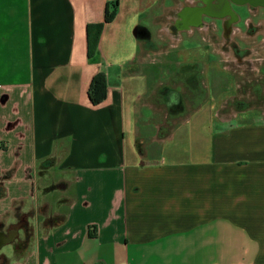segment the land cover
Here are the masks:
<instances>
[{"label": "crops", "instance_id": "1", "mask_svg": "<svg viewBox=\"0 0 264 264\" xmlns=\"http://www.w3.org/2000/svg\"><path fill=\"white\" fill-rule=\"evenodd\" d=\"M197 2L0 0V230H30L8 264H264L262 115L220 119L234 97L207 91L197 106L180 61L161 58L183 32L220 55L218 36L177 28ZM111 3L91 62L86 27Z\"/></svg>", "mask_w": 264, "mask_h": 264}, {"label": "rangeland", "instance_id": "2", "mask_svg": "<svg viewBox=\"0 0 264 264\" xmlns=\"http://www.w3.org/2000/svg\"><path fill=\"white\" fill-rule=\"evenodd\" d=\"M262 21L263 19H258L256 22L254 21V27H258L259 23ZM182 36L183 42L179 45V47L175 49L170 48L168 53L161 58L162 60H169L174 64L177 61H180L181 68L179 71H181L182 77L190 79L194 85H186V88L194 94L196 105L198 106L200 104L199 99L203 95H206L207 91L211 92L213 96L218 94L221 98L232 96L234 98L224 104V107L221 109L219 114L220 119L224 118L225 114L230 115L233 112L242 111L240 112V115L244 114L245 117L249 114L256 115L259 113L262 115L259 120L264 121V78L259 77V74L264 76V66L261 67L259 73H257L256 69H253L252 67L248 68V66L252 64L254 67H257L259 63L258 61L264 58L263 29H259L254 34L252 33L250 37H248L245 32H242L240 36H231L234 38L232 45L228 42V40H224V37L218 36L219 44L225 43L222 46L220 45L222 51L218 57L211 53V48L207 49L205 47L206 42L203 38L204 35L195 32L192 36H189L188 32H183ZM218 58L224 59L226 63L227 60H229L230 62L227 64L230 66L232 65V67L234 65L233 69L228 71L221 68V64H214V66L208 71V74L200 73L201 70H204L203 65L206 61L217 62ZM241 60H244V62L239 63L238 61ZM248 61L253 63L249 64ZM177 69L178 68L175 66L174 71H177ZM249 71L251 72L250 74L248 73ZM188 72H191L190 76H188ZM208 77H213L212 79L214 80L212 81L221 80L222 85L220 84L219 87L208 85L206 88L205 83L207 82ZM166 79L170 82L171 87L175 88L173 83L177 82L178 78L176 81H174V78L171 77H167ZM212 81H210V83ZM210 83L208 82V84ZM176 88L178 89L179 86L177 85ZM175 95L176 94L173 93L171 96V101L173 102L177 101ZM22 231L23 230L20 229L18 237L14 241L3 245L0 248V253H4L7 256L11 255L13 244L20 246V249L24 243Z\"/></svg>", "mask_w": 264, "mask_h": 264}, {"label": "flooded vegetation", "instance_id": "3", "mask_svg": "<svg viewBox=\"0 0 264 264\" xmlns=\"http://www.w3.org/2000/svg\"><path fill=\"white\" fill-rule=\"evenodd\" d=\"M182 14L184 16L181 15L183 17L178 20L177 28L222 36L231 45L234 39L231 36H240L245 32L250 37L259 29L264 31V0H198L195 4L184 6ZM258 19L263 21L254 27V21ZM261 60L264 61V58ZM259 77L264 78L260 74Z\"/></svg>", "mask_w": 264, "mask_h": 264}, {"label": "trees", "instance_id": "4", "mask_svg": "<svg viewBox=\"0 0 264 264\" xmlns=\"http://www.w3.org/2000/svg\"><path fill=\"white\" fill-rule=\"evenodd\" d=\"M116 6H117L116 3H111L106 7L104 22L97 24H90L87 25L86 27L87 58L91 62L96 61L98 58L97 42H98L99 34L102 30L103 25L105 23L110 22L114 18L116 14ZM173 93L176 94L174 91H172L171 93L168 92V94L166 95L168 100L172 103L171 104L172 110L180 106L178 100L176 102L171 101V96ZM105 96H106V78L104 72L99 71L91 79V82L88 87V98L93 105H97L105 98ZM175 96L177 97V94ZM22 230H24V235H23L24 243L22 247L19 249L20 246L13 244L14 257L12 259H8L5 255L1 254L0 264H8L10 261L14 259L22 258L24 247L26 246V243L30 235L29 232L30 230L27 228V225H24L22 227Z\"/></svg>", "mask_w": 264, "mask_h": 264}, {"label": "water", "instance_id": "5", "mask_svg": "<svg viewBox=\"0 0 264 264\" xmlns=\"http://www.w3.org/2000/svg\"><path fill=\"white\" fill-rule=\"evenodd\" d=\"M25 218H21L16 223L12 224L6 232L0 230V248L8 243H11L18 236L20 229L26 225Z\"/></svg>", "mask_w": 264, "mask_h": 264}]
</instances>
